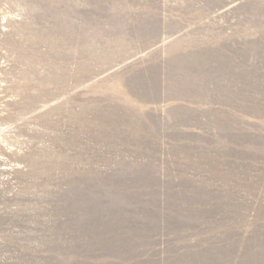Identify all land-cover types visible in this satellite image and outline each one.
<instances>
[{"label": "rangeland", "instance_id": "rangeland-1", "mask_svg": "<svg viewBox=\"0 0 264 264\" xmlns=\"http://www.w3.org/2000/svg\"><path fill=\"white\" fill-rule=\"evenodd\" d=\"M0 264H264V0H0Z\"/></svg>", "mask_w": 264, "mask_h": 264}]
</instances>
